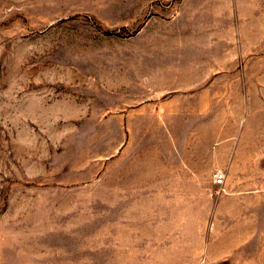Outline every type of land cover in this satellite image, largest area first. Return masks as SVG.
Instances as JSON below:
<instances>
[{
  "label": "rangeland",
  "instance_id": "1",
  "mask_svg": "<svg viewBox=\"0 0 264 264\" xmlns=\"http://www.w3.org/2000/svg\"><path fill=\"white\" fill-rule=\"evenodd\" d=\"M0 264H264V0H0Z\"/></svg>",
  "mask_w": 264,
  "mask_h": 264
},
{
  "label": "built area",
  "instance_id": "2",
  "mask_svg": "<svg viewBox=\"0 0 264 264\" xmlns=\"http://www.w3.org/2000/svg\"><path fill=\"white\" fill-rule=\"evenodd\" d=\"M224 179H225V175L223 172H218L216 175H215V182L219 185L223 184L224 182Z\"/></svg>",
  "mask_w": 264,
  "mask_h": 264
}]
</instances>
